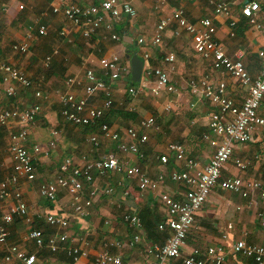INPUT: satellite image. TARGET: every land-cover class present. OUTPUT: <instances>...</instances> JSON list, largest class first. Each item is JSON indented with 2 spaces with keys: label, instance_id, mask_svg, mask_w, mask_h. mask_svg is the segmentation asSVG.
I'll list each match as a JSON object with an SVG mask.
<instances>
[{
  "label": "crops",
  "instance_id": "obj_1",
  "mask_svg": "<svg viewBox=\"0 0 264 264\" xmlns=\"http://www.w3.org/2000/svg\"><path fill=\"white\" fill-rule=\"evenodd\" d=\"M1 1L0 15L5 18L6 28L4 26L0 31V61L22 70L32 82L29 89L14 84L16 95L11 98L3 95L2 104L5 108L16 109L28 108L33 104L41 105L40 114L29 127L26 143L30 153H33L34 145L41 151L33 154L35 179L31 183L21 181L18 185L31 222L25 223L21 217L15 216L8 227V242L19 246L26 253L35 254L37 259L35 264H93L106 241L120 243L119 249L110 248L109 252L118 256L121 264L155 263V258L149 255L146 249L150 245L163 244L168 236L167 231L160 232L157 229V225L166 219V210L158 195L166 193L174 200H180L184 193L181 185L167 179L171 171L185 170L183 162L176 161L173 154L167 151L168 143L181 145L186 157L199 166L207 164L211 155V150L202 140V135L209 131V114L212 108L209 103L198 101L189 93L187 81L202 75H210L215 82L224 80L227 86L226 93L237 102L243 100L246 92L230 77L213 71L210 61L204 60L193 51L191 36L178 28L175 23L164 31L161 46L153 48L148 42L159 18L168 15L170 8H182L191 23H198L202 18H211L216 27L215 39L224 53L231 59H240L248 73L255 76L259 70L257 52L264 48V34L249 27L246 20L241 17L240 10L247 2H258L259 22L264 26V0H223L230 4L232 16L237 21L234 37L229 36V21L213 13L209 0H168L167 6H157V0H120L130 3L137 15L131 19L124 18L115 25L119 36L118 42L105 39L103 30L92 35L90 39L83 38L80 29L66 22L62 15L50 12L51 0H26V10L21 19L18 18L17 0ZM72 2L81 7L89 4L87 0H72ZM34 23L46 26L47 36L39 37L36 31H33L28 52L24 55L12 52L11 45H6L7 40H13V44L24 41L27 27ZM60 31H64L65 35L60 36ZM139 37H144L146 40L144 47L137 45L136 40ZM134 51H137L140 59H142L140 55L142 51L148 52L150 58L147 62L144 61V69L162 67L167 70L164 58L168 54H173L174 71L170 73V80L175 85L177 93L168 94L162 90L158 97H153L151 91L155 87V79L141 77L137 86L138 94L132 98L127 94L128 89L133 87L129 75L112 83L113 107L106 112L101 122L118 133L120 139L117 142L103 138L98 126H90L89 128L95 130L89 132L85 127L72 125L61 118L60 95L68 90H73L78 97L83 95L81 87L71 89L65 87L64 81L67 78H81L86 69H94L96 75L101 77L98 68L100 58L119 55L129 61ZM54 52L56 53L53 54ZM51 54H53L51 63L45 68L44 59ZM3 88L4 84L0 81V90ZM37 90L46 95L44 99L35 98L34 93ZM101 100L100 96H96L91 104L99 105ZM124 100L126 106L122 112L117 103L123 105ZM167 104H171L172 109L164 112ZM127 107L133 108L134 113H129ZM147 111L155 113L157 119L164 114L160 121L163 125L160 133L155 132L156 136L151 138L154 131H147L148 142L140 146L142 157L130 153L119 157L126 167L138 166L152 179L163 172L166 180L157 191H140L135 179L110 172L102 178H95L92 184L84 185V196H87L88 191L92 189L97 191V195L83 216L72 213L69 207V195L63 189L57 191L53 203L40 197L38 187L42 183L53 182L65 159L70 158L73 163L81 165L84 161L95 160L104 153H117L119 143H131L125 132L130 127H137L140 118L150 116ZM259 113L264 115V99ZM131 119L137 123L132 124L134 122H131ZM17 127L14 122L0 127V140L5 141L6 155L3 158L0 152V178L8 177L12 172V163L6 147L9 142L8 135L16 131ZM54 130L57 131L58 137L55 146L48 148V143L52 140L51 131ZM91 135L98 137L97 148L89 143L88 138ZM159 154L168 155L167 165L162 166L158 162ZM235 160L248 163V169L245 172L236 169L233 163ZM221 177L222 179L242 177L264 183L263 130H257L250 142L233 144L232 158L223 168ZM108 188L113 191L111 195L104 193ZM249 199L253 201L251 207L247 205L246 199L216 187L197 212L193 228L181 249V256H186L194 248L222 245L226 259L231 264H254L251 259L234 255L229 251L231 243L240 239L248 244L264 246V226L258 219V213L264 216V203L257 194ZM15 203L14 199L0 201V210L6 212ZM49 213L68 219L66 234L70 240L65 246H74L84 252L76 263H73L65 250L52 253L46 247H36L27 239V233L33 228L42 230L45 237L56 236L61 232L46 224L44 216ZM124 214L136 215L141 220V229L128 227L121 219ZM106 221L109 222L108 225H105ZM135 233L139 234L141 241L130 246L129 243ZM223 235L226 236L224 240ZM72 239L75 241L71 242ZM5 254L1 248L0 264H21L15 259L5 261ZM165 264H181V259L168 260Z\"/></svg>",
  "mask_w": 264,
  "mask_h": 264
},
{
  "label": "built area",
  "instance_id": "obj_2",
  "mask_svg": "<svg viewBox=\"0 0 264 264\" xmlns=\"http://www.w3.org/2000/svg\"><path fill=\"white\" fill-rule=\"evenodd\" d=\"M87 1L89 4L81 7L74 4L72 0H51L49 10L52 14L62 15L66 22L80 29L83 38L90 39L92 35L103 30L104 38L112 42L119 41L115 25L122 22L124 18L131 19L137 15L134 7L126 1ZM156 3L157 6H167L168 0H157ZM209 3L215 15L223 16L229 21V36L234 37L237 21L232 16L230 4L223 0H209ZM22 8L19 6V9ZM259 10V3L250 1L242 6L240 14L249 27L264 34V26L259 22ZM172 23L191 36L193 51L204 60L210 61L213 71L233 79L245 89L246 94L241 102L235 101L226 93V82L224 80L215 82L210 75L190 78L187 81L189 93L198 101L203 100L209 103L212 108L209 114V131L202 135V140L211 150V155L207 164L199 166L198 163L186 157L185 150L181 145L168 143L167 151L173 154L176 161L183 162L185 170L171 171L167 179L181 185L184 193L180 200H174L166 193L158 195L166 210V219L157 225V229L160 232L167 231L168 236L163 244L148 246L146 252L155 258L153 264H165L168 260L178 259H181V264H231L226 259L222 245L194 248L184 257L181 256V249L186 244L187 235L193 228L197 212L216 187L246 199L249 207L253 205V201L249 197L254 194H257L264 203V183L242 177L224 179L221 177L223 168L232 158L233 144L250 142L257 130L264 131V115L259 113L264 99V48L257 52L259 70L255 76H252L240 59H231L224 53L223 48L215 39L216 27L211 18L206 17L200 19L198 23H191L182 8H170L168 15L159 18L148 42L151 47L162 45L163 33ZM33 31H36L39 37H45L48 34L46 26L38 25V23L30 24L26 29L25 40L12 44L11 51L20 55L26 54ZM59 35L63 36L65 32L60 31ZM136 43L138 46L144 47L147 42L144 37H139ZM53 54L45 57L43 62L45 68L49 67ZM140 55L146 62L150 58L146 51H142ZM174 60L173 54L165 56L164 62L167 70L162 67L143 68L142 77L155 79V87L151 91L153 97H158L162 90L168 94L177 93L175 85L170 80V73L174 71ZM98 68L101 77L96 75L94 69H86L81 78L69 77L64 81V85L68 89L81 87L83 95L78 97L73 90H68L60 95V116L64 121L75 126H98L103 138L117 142L120 139L118 133L112 131L106 123L101 121L106 112L113 107L111 84L121 78L128 77L130 63L119 55H113L108 58H100ZM0 81L4 84L3 90H0V127H5L12 122L18 126L16 131H12L8 135L9 142L6 147V152L12 163V172L8 177L0 178V201L10 199L16 201L10 210L6 212L0 210V249L2 248L6 253L5 261L15 259L21 264H35L37 260L35 254L26 253L19 246L8 242V227L15 216L21 217L25 223L31 222L18 185L21 181L31 183L35 179L33 154H38L41 151L38 146L34 145L33 153H30L26 143L29 137V127L40 114L41 105L33 104L25 109L5 108L2 104L3 95L8 98L14 97L16 95L14 84L26 89L32 86V82L22 70L2 61H0ZM138 91L137 87H130L127 94L133 98L137 96ZM34 96L37 99H44L46 95L37 90ZM96 96H100L102 100L99 105L95 106L91 104V101ZM171 109V104L164 107L165 112H169ZM126 110L129 113H134V109L131 107H127ZM149 130L160 133V128L152 115L140 118L137 127H130L126 130L125 133L131 143H119L117 153H104L95 160L84 161L81 165L73 163L70 158L65 159L53 182L42 183L38 187L40 197L53 203L57 191L63 189L69 195V207L72 213L83 216L97 195V191L92 189L88 191L87 196H84V185H90L95 178H102L110 172H116L128 179H135L140 191H157L166 180L163 172L152 179L138 166L126 167L119 157L128 153L142 157L140 146L148 142L147 131ZM51 135L52 140L48 143V148L55 146L58 133L54 130L51 131ZM88 140L92 147H98L99 141L96 135H91ZM168 159L166 154L157 155V160L162 166L168 164ZM233 163L234 167L241 172L248 169V163L240 160H235ZM104 193L111 195L113 191L108 188ZM121 219L128 227L141 229V220L136 215L124 214ZM258 219L264 226L263 214L258 213ZM44 220L49 227L61 232L56 236L45 237L42 230L33 228L27 233V239L32 241L36 247H46L52 253L65 250L73 263H76L84 255V252L74 246H65L70 240L66 234L69 226L68 219L49 213L44 216ZM108 224L109 222L106 221L105 225ZM222 239H226V236L223 235ZM73 241L75 240L72 239L71 242ZM140 241L141 237L135 233L129 245L133 246ZM110 248L119 249L120 243L117 241L104 242L93 264H121L118 256L110 254ZM229 251L234 255L251 259L254 264H264V246L248 244L240 239L231 243Z\"/></svg>",
  "mask_w": 264,
  "mask_h": 264
},
{
  "label": "rangeland",
  "instance_id": "obj_3",
  "mask_svg": "<svg viewBox=\"0 0 264 264\" xmlns=\"http://www.w3.org/2000/svg\"><path fill=\"white\" fill-rule=\"evenodd\" d=\"M1 1V0H0ZM2 1H4V0H2ZM1 1V2H2ZM26 0H17V4H16V7H17V9L19 8V6L20 5H22L24 8H23V10H20V9H18V11H19V15H18V18L19 19H21L23 16H24V13H25V10H26V3L27 2H25ZM5 2H6V0H5ZM1 4V3H0ZM1 6V5H0ZM4 22H5V18H4V16H2V15H0V31L2 30V28L5 26L4 25ZM5 28H6V26H5ZM7 33H10V32H7ZM13 40H10V39H8L7 40V43H6V45L8 44V45H12L13 44V42H12ZM7 48H8V46H7ZM123 56V55H122ZM117 105H118V107H119V109L123 112V109L125 108V106H126V100H124L123 101V105H119V103H117ZM165 112V111H164ZM147 113H149L150 115H153V116H155L156 117V115H155V113H152L151 111H147ZM163 115L164 114H162V116H159V118L157 119V117H156V124L158 125V127L160 128V131H161V129L163 128V125L160 123V121L162 120V117H163ZM125 120V119H124ZM132 121L131 122H134V123H132V124H136L137 122L134 120V119H131ZM139 121V120H138ZM162 127V128H161ZM157 134H159V133H157ZM156 136V134H155V132L154 133H152V137H151V135H150V137L151 138H153V137H155ZM48 142V141H47ZM47 144V143H46ZM4 147H5V141L2 139V140H0V152L2 153V155H3V158H5V150H4Z\"/></svg>",
  "mask_w": 264,
  "mask_h": 264
},
{
  "label": "water",
  "instance_id": "obj_4",
  "mask_svg": "<svg viewBox=\"0 0 264 264\" xmlns=\"http://www.w3.org/2000/svg\"><path fill=\"white\" fill-rule=\"evenodd\" d=\"M130 61V74L129 80L133 85L138 86L141 81L144 61L137 55V51H134L129 57Z\"/></svg>",
  "mask_w": 264,
  "mask_h": 264
},
{
  "label": "trees",
  "instance_id": "obj_5",
  "mask_svg": "<svg viewBox=\"0 0 264 264\" xmlns=\"http://www.w3.org/2000/svg\"><path fill=\"white\" fill-rule=\"evenodd\" d=\"M234 31H235V29H234ZM131 84H132V83H131ZM132 86H133V87H137L136 85H133V84H132ZM28 89H29V88H28ZM22 109H25V108L23 107ZM125 116H126V115H125ZM104 121H105V119H104ZM89 127H90V126H85V129L88 130L89 132H94L95 129H94V128H89ZM34 175H35V171H34Z\"/></svg>",
  "mask_w": 264,
  "mask_h": 264
}]
</instances>
